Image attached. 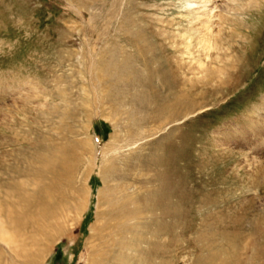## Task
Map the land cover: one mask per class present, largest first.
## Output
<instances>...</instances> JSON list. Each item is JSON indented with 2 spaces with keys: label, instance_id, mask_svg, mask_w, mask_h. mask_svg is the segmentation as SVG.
Listing matches in <instances>:
<instances>
[{
  "label": "rangeland",
  "instance_id": "1",
  "mask_svg": "<svg viewBox=\"0 0 264 264\" xmlns=\"http://www.w3.org/2000/svg\"><path fill=\"white\" fill-rule=\"evenodd\" d=\"M1 230L0 264H264V0H0Z\"/></svg>",
  "mask_w": 264,
  "mask_h": 264
},
{
  "label": "bare ground",
  "instance_id": "2",
  "mask_svg": "<svg viewBox=\"0 0 264 264\" xmlns=\"http://www.w3.org/2000/svg\"><path fill=\"white\" fill-rule=\"evenodd\" d=\"M51 161H52V159H49L48 158V161L45 163L47 166H45V167H47V169H51V168H53V164L51 163ZM35 193V192H34ZM37 193V192H36ZM25 194V197H27L28 198V195H29V193H28V195H26V193H24ZM22 197V196H21ZM24 197V198H25ZM30 197V196H29ZM30 198H32V196L30 197ZM30 198H28V199H30ZM19 200V199H18ZM17 200V201H18ZM22 200V199H21ZM15 201V200H14ZM22 201H26V200H22ZM29 201V200H28ZM27 201V202H28ZM8 203H9V201H8ZM14 203V202H13ZM13 203H11V207H10V204H9V208H8V204H6L5 206L7 207V210L5 211V217H6V222H9L10 224H13V226L15 227V229H17V230H24L25 228H30V229H32V230H36V231H33V233L34 234H36V236H30V238H28V240L29 241H27V243L29 244L30 242H32V245H35V248L33 249V250H35L36 251V253L38 252L37 251V248H38V246H39V244L40 243H42V241H39V239H37L36 237H37V235L38 234H40V235H44V234H47L48 233V230H47V224L46 225H44V226H36L34 223V220H35V218H34V216H30L29 217V215H28V217H27V214H26V212H24V209H23V207H22V205H20V201H19V203H15V204H13ZM22 203V202H21ZM25 203V202H24ZM29 203H31V202H29ZM12 205H14L13 207H12ZM24 206V205H23ZM26 206V205H25ZM26 207H28V208H30L29 206H26ZM31 209H33V208H31ZM30 210V209H29ZM25 211H27V209L25 210ZM37 212V211H36ZM41 212H42V210H41ZM34 213V212H33ZM38 213V212H37ZM43 213H44V211H43ZM48 213V212H47ZM26 214V215H25ZM48 216H49V214H47ZM47 216V217H48ZM37 217H39V215H37ZM31 218H33V219H31ZM37 219V218H36ZM57 223V222H56ZM55 224V223H54ZM8 226V225H7ZM10 226V225H9ZM8 226V227H9ZM47 226V227H46ZM56 226V225H55ZM60 226V225H59ZM58 227V226H57ZM9 228H11V227H9ZM51 229V228H50ZM51 231V230H50ZM2 233H3V231L1 230L0 231V237H2V238H4V236L2 235ZM33 234V235H34ZM55 235V234H54ZM41 239V238H40ZM43 239H45V237L43 238ZM4 240H5V238H4ZM8 241H10L11 242V244H12V242H14L13 240H11L10 238H9V240H7V243H8ZM9 242V243H10ZM20 242V241H19ZM23 243V242H22ZM10 244V245H11ZM31 245V244H30ZM48 245V244H47ZM46 246V245H45ZM18 249V248H17ZM27 250H28V248H26ZM16 250V249H15ZM19 252V251H18ZM35 254V253H34ZM33 254V255H34ZM17 257H21L20 258V262H21V264H37V260H36V257H32L33 255L32 254H30L29 255V253L27 252V251H25V252H20L19 254L17 253ZM42 255V254H41ZM95 262V261H94Z\"/></svg>",
  "mask_w": 264,
  "mask_h": 264
}]
</instances>
